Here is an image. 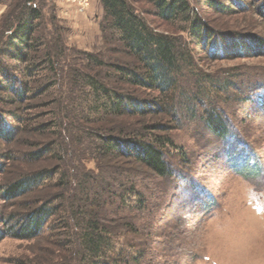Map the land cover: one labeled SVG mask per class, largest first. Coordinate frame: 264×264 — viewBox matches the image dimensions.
<instances>
[{"label":"rangeland","instance_id":"1","mask_svg":"<svg viewBox=\"0 0 264 264\" xmlns=\"http://www.w3.org/2000/svg\"><path fill=\"white\" fill-rule=\"evenodd\" d=\"M33 1L41 11L36 30L40 55L55 56L57 48L61 55L56 57L54 73L48 65L35 72L30 89L41 87L27 102L29 108L0 104L17 115L27 114L15 141L0 143V218L67 191L68 185L75 189L80 176L88 173L107 199L106 211L113 224L119 225L117 219L124 218L112 239L115 250L124 252L122 264H264V55L234 56L230 50L227 57H216L210 43L196 42L188 34L183 20L164 21L153 14L149 2L129 0L154 30L182 38L192 60L177 75L175 97L180 103L189 96L200 98L190 109L182 103L177 121L170 122L166 115L142 117L147 124L161 117L171 127L163 134L172 142L166 160L173 174L161 177L127 160L99 158L92 143L89 146L83 140L79 119L62 108L82 111L89 105L71 78V68L76 53L103 52L100 1L91 0L84 12L55 0ZM252 1L255 5H232L234 11L217 13L200 0H190L217 31L264 36V19L254 9L259 2ZM21 5L22 0H0L2 41L9 13H17ZM9 63L14 72L22 67ZM6 95L0 91V100ZM211 104L226 117L229 131L224 138L212 133L203 120V111ZM142 119L126 117L117 122L138 127ZM46 144L53 149L47 156L26 157ZM41 169L55 174L20 199L3 200L5 184ZM63 173L65 189L58 182ZM59 203L61 210L37 238L0 239V264H81L71 253L66 260L67 251L77 245L66 244L75 229L66 210L68 202Z\"/></svg>","mask_w":264,"mask_h":264},{"label":"trees","instance_id":"2","mask_svg":"<svg viewBox=\"0 0 264 264\" xmlns=\"http://www.w3.org/2000/svg\"><path fill=\"white\" fill-rule=\"evenodd\" d=\"M99 1L102 6L100 31L103 52H78L73 57L77 61L71 68V78L85 95L89 105L82 111L74 107H60L64 111L72 112V116L79 119L78 129L83 140L89 141V146L92 143L99 158L127 160L128 163L143 167L161 177L173 174L166 160L167 147L172 146V142L163 134L171 127L161 117L153 124L145 123L142 117L146 114L166 115L170 122L178 120V108L182 106L183 99L182 103L176 100L174 90L177 75L181 73L184 64L192 60L190 50L181 37L154 30L129 0ZM145 1L151 4L153 14L158 18L164 21L183 20L188 34L196 42L210 43L216 57L219 54L227 57L230 50L234 56L264 55V36L249 32L228 34L217 31L199 16L196 6L193 7L190 0ZM200 1L203 6L217 13L234 11L232 5L242 7L245 4L248 7L253 2ZM256 1L259 3L254 7L255 12L264 19V0ZM8 18L10 20L7 19L4 26L7 28L4 40L0 37V58H7L0 61V77L5 81L0 82V91L7 94L4 101L0 100V104L24 106L23 110H26L29 108L27 102L37 96V89L41 87L40 85L37 89H30L35 72L48 65L54 73L58 63L56 57L61 54H58L57 48L54 51L55 56L50 55V52L40 55L42 51L38 49L36 30L41 11L33 0H22L18 12L9 13ZM9 62L22 67L14 72ZM66 67L70 69L69 65ZM71 96L74 94L71 93ZM180 96L184 98L183 94ZM196 100L200 98L196 95L189 96L183 107L193 108ZM90 114L93 117L90 118ZM126 117L141 118L143 123L138 122V127L120 126L117 121ZM25 118L27 114L17 115L11 109L0 107V143L14 142L21 126L25 124ZM203 120L212 133L223 138L227 136L229 130L226 117L212 104L204 109ZM52 150L46 144L27 152L26 157L29 160H38ZM53 174L55 171L46 169L23 174L2 187V198L5 201H16L45 184ZM65 178L63 173L58 181L64 189ZM92 178L90 174L84 173L76 187L80 191L71 188L68 185L71 184L69 180L66 183L67 191L63 189L64 191L43 199L36 205L28 206L17 214L11 213L3 219L0 218L3 225L0 239L4 236L22 240L37 238L50 219L61 210L59 202L65 200L68 202L66 210L75 229L66 244H73L74 247L77 245L75 250L67 251L66 260L71 253L72 259L76 255L81 264H122L124 252L115 250L112 239L118 235L120 221L124 218L117 219L119 225L113 224V219L108 217L106 211L107 199L97 189L98 186L90 182ZM64 227L67 228L65 223Z\"/></svg>","mask_w":264,"mask_h":264},{"label":"built area","instance_id":"3","mask_svg":"<svg viewBox=\"0 0 264 264\" xmlns=\"http://www.w3.org/2000/svg\"><path fill=\"white\" fill-rule=\"evenodd\" d=\"M55 1L74 6L76 10L80 12L86 11L91 5V0H55Z\"/></svg>","mask_w":264,"mask_h":264}]
</instances>
